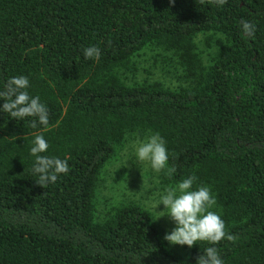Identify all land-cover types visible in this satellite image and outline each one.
I'll return each mask as SVG.
<instances>
[{
  "label": "trees",
  "instance_id": "16d2710c",
  "mask_svg": "<svg viewBox=\"0 0 264 264\" xmlns=\"http://www.w3.org/2000/svg\"><path fill=\"white\" fill-rule=\"evenodd\" d=\"M145 50L161 62L151 79ZM21 74L50 123L0 113V264H196L209 242L174 247L141 202L97 207L108 162L154 132L170 154L161 184L195 175L215 194L235 238L216 245L225 264H264V0H0V86ZM37 134L70 165L45 187Z\"/></svg>",
  "mask_w": 264,
  "mask_h": 264
},
{
  "label": "clouds",
  "instance_id": "9594fccd",
  "mask_svg": "<svg viewBox=\"0 0 264 264\" xmlns=\"http://www.w3.org/2000/svg\"><path fill=\"white\" fill-rule=\"evenodd\" d=\"M204 3V0H200ZM217 7H222L227 0H215ZM242 30L248 37L255 34V25L248 20H242ZM101 49L96 45H89L83 49L85 60L99 61ZM30 79L27 75H15L7 78L0 86V113H6L16 121L29 120L30 127H47L50 123L49 108L39 95L30 94ZM49 149V142L43 134L34 137L30 147V155L34 158L32 174L37 184L45 187L54 184L61 174H68L69 162L66 158L45 155ZM169 149L165 138L154 132L133 144L131 156L138 166L148 164L154 173H160L168 168ZM171 171L170 168H168ZM197 177L189 175L175 187H167L159 195L153 205L156 209L161 203L165 213L174 221L175 227L165 234V239L172 244L193 246L197 241L209 242L196 260V264H225L216 245L222 239L234 240V236L226 232L225 221L218 211H213L216 205V196L210 186L198 184ZM156 211V210H155ZM160 213V211H156ZM161 215H157L159 217Z\"/></svg>",
  "mask_w": 264,
  "mask_h": 264
},
{
  "label": "rangeland",
  "instance_id": "374dc122",
  "mask_svg": "<svg viewBox=\"0 0 264 264\" xmlns=\"http://www.w3.org/2000/svg\"><path fill=\"white\" fill-rule=\"evenodd\" d=\"M154 53L156 54L157 52L145 50L142 54V67L138 71L141 76L151 79L155 76V73L160 75L159 66L161 62L159 60L153 62L152 58L150 60V56ZM148 58V61L144 60ZM145 137L135 136L130 139L117 152L116 156L108 162L105 167V175L98 188L96 203L97 207L100 208L103 204H115L129 200L139 201L155 215L165 232L168 233L175 227L174 221L169 214L165 213L162 215L164 210L162 203L157 205L156 209H154L153 205L158 201L159 195L163 190L169 186L161 184L158 173H154L148 164L145 163L138 166L132 159H129L125 163L126 158L132 154L134 142ZM155 210L160 211V213ZM157 215L161 216L157 217ZM173 246L177 248L181 247L180 244H173Z\"/></svg>",
  "mask_w": 264,
  "mask_h": 264
}]
</instances>
